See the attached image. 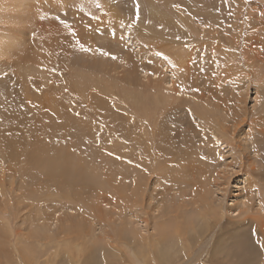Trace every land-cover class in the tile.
Wrapping results in <instances>:
<instances>
[{
    "label": "bare ground",
    "instance_id": "bare-ground-1",
    "mask_svg": "<svg viewBox=\"0 0 264 264\" xmlns=\"http://www.w3.org/2000/svg\"><path fill=\"white\" fill-rule=\"evenodd\" d=\"M45 1L49 3L44 7L40 0H0V150L6 153L10 162L8 166L5 165L6 173L2 172L4 174L0 177V199L4 196L10 202L18 189L15 191L11 185L8 192H5L1 183L6 176L13 179L24 174L22 177L29 179L28 183L37 184L33 181V133L22 135V126L33 128L40 125L55 131L64 130L65 127H73L75 130L74 124L78 127L76 122L73 123L71 118L68 120L67 116L59 121H54L49 116L44 117L47 113L45 108L50 112L49 109L53 108L55 100L47 95L51 93L52 86L48 85L47 93L43 95L40 88L33 84V70L40 69L36 65L42 63V51L38 53L33 50V43L28 44L26 37L21 36L24 33L22 31L27 28L28 32L33 33V29L37 31L40 40L37 41L35 49L49 48L48 51L56 55V48H50L52 45L45 42V38L48 39L45 36L55 33V30L67 31L68 36L65 37L64 44L69 51L64 58L69 64L76 65L77 72L80 69H97L108 74L113 72L114 75L113 70L118 67V63L125 62L122 81L125 80L138 92L125 97L128 102L131 101L134 108V115H130L128 120L131 147L129 155L132 159L130 176L128 175L129 187L124 195L128 199L129 207L126 218L123 214V219L117 216L118 223L122 224L121 228L117 229H113L117 221H113L111 214L107 215L108 212L102 214V209L96 213L90 209L89 213L97 222L92 224L91 220L85 221L84 217L79 215L82 213L78 209L70 206L64 207L62 212L56 209L40 216H33L31 211V216L28 214L23 223L27 224L31 232L35 223L34 231L30 235L35 233V239L46 243L45 248L49 247L46 251L47 257L34 260V255L28 249L23 250L28 254L22 252L19 241L21 237L18 236L17 241L11 243V237L6 238L11 236V230L0 225V264H89L88 260H82L81 255L84 252L92 254L98 250L99 247L95 244L101 239L102 251H112L113 255H119L128 250L129 264H219L222 261L219 254L223 253L227 242L230 257L236 256L235 260L231 259L232 264H245L251 260L250 255L261 254L264 260V120L257 114L258 122H253L251 115L255 107H249L246 103L249 87L264 79V21L256 18L258 16L254 14L253 6L246 14V21L244 20V24L249 26L241 53V59L246 64L244 69H240L236 63V46L239 44V32L241 33L236 26L237 22L230 27L234 31L237 29V32L230 37L224 49L219 48V51L211 47L208 40L199 45H196L199 43L196 42L190 46L191 50H181L182 52L176 53L170 62H163V66L167 65L162 70L147 72L140 70L129 53L124 52L126 44L121 38L123 29L115 26L121 25L116 23L119 19L128 21L124 11L127 7H120L115 0H74L79 11L75 23L72 21L75 25L70 27L68 20L61 23L62 20H58L54 15L71 0ZM191 3L188 2L190 6L185 9L181 4H171L176 7L178 16H183L181 19L186 20L184 16L189 15L188 11L192 7L195 8ZM156 6L159 5L152 3L148 7L149 17L168 25L172 19L160 6L157 16ZM239 13L232 16L234 22L239 19ZM41 17H45L46 22H40ZM16 18L20 27L14 22ZM84 26L86 27L83 28ZM242 26L241 24L240 27ZM131 27L138 36L141 33L156 36L150 27L142 22H133ZM227 32L226 30L225 36L228 35ZM165 34L168 35L169 32L165 31ZM90 35L97 41L92 46L89 44L91 39H88ZM167 35L159 37L166 42L163 47L168 44ZM212 35L217 44L213 43L218 45L220 41L215 39L221 36H216L215 33ZM128 41L129 39L127 43ZM135 45L139 49L138 44ZM198 48L201 51L194 50ZM103 52L109 55H103ZM113 56L116 58L113 59ZM244 70L247 72L243 74ZM250 76L255 77L256 82H251ZM145 88L150 90L151 94L148 96L139 92V89ZM142 109L143 114L140 113ZM158 110L159 113H156ZM62 112H68L67 106L59 110V113ZM73 112L79 114V110ZM31 114L33 117L29 119ZM53 130H50L52 134ZM80 130L82 128H79ZM50 131L48 130L49 133ZM66 134L63 132L61 136ZM52 138L53 135L45 137L48 141L57 140V137L55 140H51ZM39 146L41 149L42 144ZM51 149L52 147L50 151ZM47 150L49 151L46 149V152ZM50 156L55 160V154ZM151 158L155 159V162L148 165ZM20 161H24V165L17 170ZM59 163L61 164V161ZM52 170L56 171L55 168ZM62 175L59 174L61 177ZM68 175L71 177L70 173ZM47 178L50 179L48 176ZM92 178H86L87 183H83L85 179L82 180L81 186L86 192H93L95 189L97 178L95 181L91 180ZM50 181L52 182L51 179ZM12 182L15 181H10L9 185ZM115 191L119 194L117 189ZM20 197V200L25 201ZM101 201L106 203L108 208L116 207L108 198ZM15 210L18 214L21 213L18 208ZM110 211L113 212L111 209ZM77 220L81 222V227L77 225V228L72 230L71 227ZM85 235L93 246L88 241L87 244L91 247L82 244L80 239ZM71 242L73 246L70 245ZM234 246L236 249H233L237 251L243 250L241 255L232 250L231 247ZM263 260L260 264H264Z\"/></svg>",
    "mask_w": 264,
    "mask_h": 264
},
{
    "label": "rangeland",
    "instance_id": "rangeland-1",
    "mask_svg": "<svg viewBox=\"0 0 264 264\" xmlns=\"http://www.w3.org/2000/svg\"><path fill=\"white\" fill-rule=\"evenodd\" d=\"M40 1L43 3L44 7L47 6L46 5L47 3H49L45 0H40ZM115 1H117V5L120 4L119 5L120 7H125V8L127 7L126 10L124 11L126 12L125 17L128 21L126 22L123 19H119L117 20L116 23L121 24V25H115L116 27L123 29L121 38H123V41L126 44L124 46L126 50L124 49L123 50L124 52L126 51L129 53L130 57L132 58V61L136 63L137 67L139 65L140 70H145L147 72H151L154 70H160V69L162 70L164 66L167 65L165 64L163 66L162 64L163 62L165 63L170 62V60L176 55V53L182 52L181 50H183V52L184 50H186V48H189L187 50H191L190 46L195 44L196 42H199V43H196V45H199V44H202V42L208 40V43L211 47H214L215 49L219 51H220L219 48L224 49L230 37L234 36V33L237 32V29L234 31L233 29L230 28L233 25V23H237V22L238 23L236 24V26L239 27V31H241V33L239 32V35H240L239 44L238 46H236V50H237L236 51L237 52L236 63L239 64L238 66L240 69L241 68L244 69V67H246V64L241 59V53L244 50L243 49L245 45L244 42L246 41L247 30H248L247 27H249L248 25L246 26L244 24V22L246 21L245 19H246V14L248 10L253 6L252 9H254V14L258 16L256 18L257 19L260 18L264 21V0H190V1L189 0H138L140 15H139V20L136 23L142 22L146 24L148 27H150L149 29L152 30L153 34L156 35V36H148V35H142L141 33V35L138 36L137 34L133 32L132 27L129 26V25H132L133 21L135 20V4L133 3V0H115ZM187 1L192 2L191 4L195 5V8L191 6L192 8L188 11L189 15L186 17L184 16L186 20H182L181 18L183 16L182 17L178 16L179 13L178 11H175L176 7L174 5L181 4L180 6L182 8L184 9L189 8L190 4H188ZM152 3L159 5L162 9H164V12L168 14V17L172 19L168 25H165L163 22L160 23L155 18L149 17L148 7ZM171 3L174 5H172ZM159 6H156L155 12L157 16L159 14ZM78 11L79 10L78 8H76L74 0H71V2L67 3V5L64 8H61L54 15V17L55 18L59 17L58 20H62L64 22L68 20L69 21L68 25L70 27H73L75 24H73L72 21H74L75 23V19H76V15ZM238 12H240L239 19L236 22H234L232 16H236ZM79 16H81V13H79ZM109 20L110 18L108 17L107 22H109ZM17 21L18 20L16 18L14 22L16 23L17 27H20L19 22L17 23ZM39 21L46 22L45 17H41ZM241 24L243 25L242 27H240ZM5 26H8V25H5ZM61 26H64V24H62ZM85 27L86 26H84L83 28ZM226 30L228 31L227 36H225ZM26 31H27V28L24 31H22L24 33H22L21 36L24 38L26 37V40H28L27 42L28 44L33 43V50H35L38 53L42 51L41 52L42 55L40 56V61L42 63L36 65L40 69L33 70V84H35L37 87L40 88V91L42 92L43 95L44 94L46 95L47 93L46 88H48V85L52 86L51 93L50 94L47 93V95H50L55 100V102L53 101V105H54L53 108L49 109L50 112L48 111V108H45L47 110V113L44 114V117L47 118L49 116V117H52L54 121H57V120L59 121V119L62 120L63 118L67 116L68 120L71 118L73 120V123L76 122L78 126L76 128L75 124L73 125L75 127V130L73 127H69V128L65 127L64 130L57 129L58 131L57 130L55 131L53 129H48V128L45 129V127L42 128V126L40 125L33 126V128L28 127V126H22L20 128L22 135L33 133V151L35 150L34 152H36V153L33 152V156H34L33 157V181L35 180L37 184L28 183L30 182L29 179L22 177L24 174L17 175L15 178H13L14 180L10 178L9 176H6L5 177L6 179L3 180L1 183V186L5 190V192H8L11 185L15 188V191L18 188L16 192V196L12 197L10 202L8 201V199L4 198V196L0 199V223H1L0 225H2L4 229L11 230V236H8L6 238L11 237L10 238L12 240L11 243H14L17 241L18 236L21 237L19 241L21 242L20 245H21L22 252H24L23 250L28 249V251L31 252L32 255H34L33 256L34 260L36 258L39 260H43L47 257L46 251H47V248L49 249V247L45 248L46 243H44L43 240L35 239L34 238L35 233H33V236L30 235L34 231L33 229L35 227L34 226L35 223H33L32 232L26 226L27 224L23 223V219L28 218L27 216L28 214L29 215L31 214V211H33V214H34L33 216L35 215L40 216V214L42 215V213L43 214L51 213L56 209H59V211L62 212L64 207L66 208L70 206V207H74L78 209V211L82 213L79 215L84 217L85 221L88 219L91 220V224H92L94 222L95 223L97 222L94 220L95 217H93L92 214L89 213L90 209L94 210V213L102 209L101 210L102 214H105L106 212H108L107 215H109L110 213L112 216V220L117 221V224H114L115 227L113 229H117L118 227L121 228L120 226L122 224L120 225L118 223L119 219L117 218V216L123 219V217L121 216L123 214L124 217L126 218L125 214L127 213L128 207H129L128 199L126 196H124L126 192L128 191V187H129L128 178L130 176L129 174V169L131 165L130 161L132 159L131 156L129 155V151L131 147L129 144L128 132H129L130 124L128 125V120L131 117L130 115L132 116L134 115V108L132 106L131 101L128 102V100H126L125 97H127L128 95H133V93L136 92L135 91L136 89L134 87H131L129 84H127L125 80L122 81L125 75V72H123V66H126L124 61L118 63V67L115 68V70H113L115 76L112 75L113 72L111 74H108L104 71H100L97 69H92V70L80 69L77 72L75 70L76 65L69 64L68 61L65 60L64 58V56L67 55L69 51L67 46L64 44V39L65 37L68 36L67 31L60 32V31L55 30L54 31L55 33L47 34L45 36L50 40L51 44L49 40L46 38H45V42H47L48 45H52V47L50 48H56L57 55L50 53L48 51L49 48L48 50L47 49H44V50L35 49V47L37 46V41L40 40L38 35L36 34L37 31L35 29H33V33L28 32V31L27 33ZM165 31H168L169 34L168 35L165 34ZM213 33H215L216 36L217 35L221 36L219 37V39L218 38L215 39V40L220 41L218 45H215L217 43L213 41L214 39L213 37L214 35H212ZM162 35L169 36L167 40L168 44L166 47H163V43H166V42L159 39V37H161ZM69 36L75 37V35H69ZM257 36L258 35H256V37ZM88 37H89L88 39H91L89 40L91 42L89 43L91 46L96 44L97 41L94 38H92L94 37L93 35H90ZM109 37H111V35H109ZM177 37H179V39H177ZM42 39L44 40V37H42ZM128 39L129 41L127 43ZM130 39L132 40L131 43H130ZM209 40H211V42ZM135 43L138 44L137 46L139 47V49L136 48ZM198 47L200 48L201 46H198ZM199 48L194 49V50L201 51V49ZM228 50L231 51L230 49ZM244 72H247V70L242 71L243 74ZM249 79L251 80V82H256L255 77L250 76ZM52 82L53 84H51ZM252 85L249 87L250 88L248 91L249 97L246 100L247 101L246 103H247V106L249 107H252V108L255 107L254 108L255 111H253V114L251 115V118H252L251 120L256 123V121L258 122V117H259L257 114H259L261 118L263 117L262 119L264 120V79H260L259 82L254 83L253 86ZM39 88L36 89L33 87V89H36V90H39ZM139 92L141 95H144V96L146 95L148 96L149 94H151L149 93L150 90L148 88H145V90L139 89ZM33 93H35L34 90H33ZM174 95H177V94L174 93ZM253 99H255V101ZM123 101H125V103ZM256 102H257V105L255 106ZM142 103H144V101ZM66 106H67L68 112L66 114L64 112L59 113V110L66 108ZM54 108L56 111L54 110ZM75 110H79V114H76V112H73ZM140 113L143 114L144 109H142ZM156 113H159V110L156 111ZM31 117H33V114L30 115L29 119H32ZM33 122H35V118H33ZM35 128H37L38 130L37 129L34 130ZM79 128L80 129L82 128V130L79 131ZM48 130L49 131L53 130L54 131L53 134L51 131L49 133ZM62 130L64 134L69 133L70 131L71 135L70 133L69 135L68 134L63 135L64 137L63 138L61 136V134H63ZM77 132L78 133L80 132L81 134L80 133L78 134ZM72 133L74 134V136H72L73 135ZM43 135H46L47 137L48 135L49 136L53 135V138L51 140L53 139L55 140L56 137H57V140L54 142L48 141V139L47 140L45 139L46 136L43 137ZM78 136H79V139H77ZM45 141L47 143L48 142L50 143L47 144ZM40 142H45L47 145L45 143H40ZM51 143L53 144L51 145ZM41 144L42 146L40 149L39 145ZM61 146H63L64 148ZM49 147L50 148L52 147L51 149L52 152L50 151ZM54 148L55 150H53ZM46 149H49L51 153L48 150L46 152ZM25 150L26 149H24V151ZM52 154H55V157L61 160L57 159L58 160L57 161L56 158L54 160V157H53L54 155L50 156ZM72 156L73 158H70ZM0 157H2L0 158L1 160L0 161V177H1L3 176L4 173H6L5 165L8 166L10 162L8 160L9 159L8 156L2 150H0ZM45 159L46 161H44ZM90 159H93V160H90ZM47 161L48 163L46 164ZM60 161L62 165L59 163ZM149 162L150 163H148V165L155 162V159L151 158L149 159ZM23 165H24V161H20L17 166V170H19L20 167ZM60 165L62 166V168ZM65 165H66L67 171L65 169ZM51 168L52 169L55 168L56 171L52 170ZM50 170L52 172L54 171L53 176L51 175L52 172ZM2 172L4 173L2 174ZM89 172H92V173H89ZM47 173L49 175H47ZM69 173L71 174V177L70 175H68ZM81 173L83 174V176ZM59 174L61 175L63 174L62 177L59 176ZM47 176L50 177L52 182L50 181V179L47 180L48 179ZM91 176H93V178ZM20 177H22V179H19ZM73 177L75 178L73 179ZM84 177L92 178L91 180L93 181H95V179L97 178L95 181L96 183H94L95 189L93 192L89 190H87L86 192L84 188H82L81 186L82 180L85 179L83 183H87L88 181ZM10 181H15V182H12L9 185ZM35 181L34 183H36ZM55 183L57 185H55ZM38 184H40L41 186ZM49 184L51 185V188ZM79 187L82 189H80ZM30 189H31V192H29ZM116 189L119 191V194H116L117 193L115 191ZM24 192H26V194ZM65 193L66 195H64ZM67 194H69V196ZM20 196H22L23 200L25 201L20 200L21 198ZM106 198L111 200L112 203L116 204V207L108 208V205L106 203L104 202L102 203L101 200L106 199ZM79 200L81 201V204ZM63 203H65L66 205L65 204L63 205ZM60 205L62 208L60 207ZM97 207L98 209L96 210ZM17 208H18V211L21 212L20 214L16 212L15 209ZM110 209L113 210V212L110 211ZM78 211H76V213ZM86 211H88V213H86ZM23 214L25 217L23 216ZM77 221L75 225L71 227V229L73 228L75 230L77 227L79 228L81 227L80 225L81 222L80 221L77 222ZM123 227L124 226H122V228ZM113 229L110 230L112 233H113L112 231ZM3 237L4 239H6L4 233H3ZM84 238H85V241H84ZM80 240L82 244H84L85 246L88 245L87 244L88 242H91L90 240H87L86 235L83 237V239H80ZM109 242H111L112 245H115V243H113L111 240H109ZM5 243L7 244V242ZM91 244L92 246L94 245L92 242ZM8 245L10 246V244H7V246ZM70 245L73 246L72 242ZM95 245L99 247L97 248L98 250L93 251L92 254L90 252L82 253L81 255L82 260L83 259L88 260L89 264H129L127 261V259H129L127 257L129 255L128 250L124 251L126 254L119 253V255H113L112 251L105 252L101 250V248L103 247L102 239L99 240V243ZM4 246L6 245L4 244ZM221 246H223V244ZM87 247H91V246L88 245ZM231 248L232 250H234V252H237L240 255L243 252V250H239V249L238 251L235 250L236 246L231 247ZM227 250H229L228 242H227L226 247H224L222 251L223 253L219 254L220 256L219 258L220 259L222 258V261L219 264H232L233 261L231 259L235 260L236 256L230 257L231 254ZM225 252H227V254ZM246 253H249V252H246ZM25 254H28V253H25ZM246 256H249V255L246 254ZM250 259L251 260H248L247 263L245 264H260L261 260H263L261 254L259 256L250 255Z\"/></svg>",
    "mask_w": 264,
    "mask_h": 264
},
{
    "label": "snow or ice",
    "instance_id": "snow-or-ice-1",
    "mask_svg": "<svg viewBox=\"0 0 264 264\" xmlns=\"http://www.w3.org/2000/svg\"><path fill=\"white\" fill-rule=\"evenodd\" d=\"M133 3L135 4V20L133 21L134 23L137 22L139 20V3H138V0H133ZM57 19H59V17H57ZM61 23H65L64 21H61ZM131 26V25H129ZM113 35H115V33H113ZM177 39H179V37H177ZM81 47H83V44H81ZM85 50H88V49H85ZM103 55H109V53L107 52H103L102 53ZM113 59H115L116 57H112Z\"/></svg>",
    "mask_w": 264,
    "mask_h": 264
}]
</instances>
